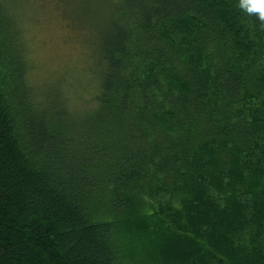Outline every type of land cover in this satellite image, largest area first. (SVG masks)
Listing matches in <instances>:
<instances>
[{
	"label": "trees",
	"instance_id": "trees-1",
	"mask_svg": "<svg viewBox=\"0 0 264 264\" xmlns=\"http://www.w3.org/2000/svg\"><path fill=\"white\" fill-rule=\"evenodd\" d=\"M10 13L0 6V264H158L134 259L129 231L140 220L132 209L159 193L179 204L185 236L197 241L200 219L214 232L219 249L206 247L218 264H232L221 245L235 239L264 264L256 13L238 0H119L100 32L98 109L79 125L67 98L45 102L27 83ZM165 228L159 246L170 248L183 235Z\"/></svg>",
	"mask_w": 264,
	"mask_h": 264
},
{
	"label": "rangeland",
	"instance_id": "rangeland-1",
	"mask_svg": "<svg viewBox=\"0 0 264 264\" xmlns=\"http://www.w3.org/2000/svg\"><path fill=\"white\" fill-rule=\"evenodd\" d=\"M118 2L119 0H0L3 11L14 13H10L11 18L15 23L17 21L24 32L21 40L25 42L23 45L27 53V83L35 95L44 97L45 102L49 99L53 101L67 98L69 120L74 125H79L81 118L98 109L93 96L96 94L98 77V45L102 39L100 32L107 25V16L116 10ZM143 200L132 209L134 218L140 219L130 226L129 231L137 240L129 249L134 259L148 261L151 256L158 264H166L165 260L187 256L190 263L218 264L220 254L211 246H206L209 244L217 249L220 246L213 242L214 232L208 229L206 223L202 224V219L201 224L196 225L195 222V231L198 232L196 241L190 237V233L189 236L182 233L185 230L180 224L186 222L178 209L179 204L170 205L168 194H151ZM218 204L220 206L222 202L219 200ZM154 212L158 216L156 219L149 215ZM188 214L187 224L192 217L195 218L194 213ZM166 225L170 228L178 227L176 229L181 230L179 233L183 235L173 238L174 244L170 248L160 247L163 246ZM238 235L242 233L235 230L230 234L231 237ZM184 239L188 245L181 242ZM242 243L235 239L233 244L221 246L226 249L229 247L233 252L232 264H256ZM187 248L190 250H186ZM241 252L246 255L247 260L241 257ZM255 254H258L257 250Z\"/></svg>",
	"mask_w": 264,
	"mask_h": 264
},
{
	"label": "clouds",
	"instance_id": "clouds-1",
	"mask_svg": "<svg viewBox=\"0 0 264 264\" xmlns=\"http://www.w3.org/2000/svg\"><path fill=\"white\" fill-rule=\"evenodd\" d=\"M238 6L249 14L256 13L257 18L264 22V0H238Z\"/></svg>",
	"mask_w": 264,
	"mask_h": 264
}]
</instances>
